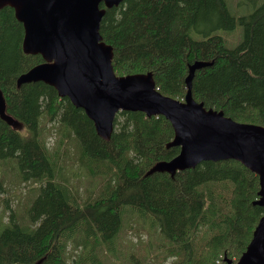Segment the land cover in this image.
<instances>
[{"label":"trees","instance_id":"obj_1","mask_svg":"<svg viewBox=\"0 0 264 264\" xmlns=\"http://www.w3.org/2000/svg\"><path fill=\"white\" fill-rule=\"evenodd\" d=\"M225 3L123 0L111 8L101 4L105 12L99 35L112 48L115 75L149 73L162 95L182 100L189 66L203 62L191 82L193 99L237 122L264 126V0L240 16L230 14ZM237 25L243 26L244 38L228 48L216 31H232ZM23 38L14 9L2 7L4 111L30 134L21 135L0 117V162L13 160L18 182L39 186L30 187L21 211H13L0 226V264H66L69 243L71 264H106L108 255L114 256L127 213H137L159 229L163 249L177 257L172 264H225V257L235 262L264 213L253 204L258 175L232 159L202 161L173 177L165 172L146 174L156 162L179 152L166 146L174 136L169 121L138 110L120 111L111 138H99L85 112L59 97L53 87L40 81L17 86L21 73L43 62L39 54L23 51ZM42 120L56 122L59 142H74L80 168L92 170V177L103 182L93 197L82 200L62 176L58 155L40 139Z\"/></svg>","mask_w":264,"mask_h":264},{"label":"water","instance_id":"obj_2","mask_svg":"<svg viewBox=\"0 0 264 264\" xmlns=\"http://www.w3.org/2000/svg\"><path fill=\"white\" fill-rule=\"evenodd\" d=\"M122 1L0 0V9L13 8L23 26V51L43 59L16 78L17 86L40 81L53 87L59 97L85 112L103 140L111 138L114 118L120 111L163 116L174 132L166 146L177 147L179 152L156 162L146 174L165 172L173 177L202 161L236 160L258 175V198L253 204L264 209V126L237 122L193 99V75L205 63L196 61L189 66L182 100L162 95L149 73L115 75L112 48L99 35V24L105 8ZM0 117L12 126L17 124L5 113L1 92ZM223 262L264 264V213L239 258L234 262L225 257Z\"/></svg>","mask_w":264,"mask_h":264},{"label":"rangeland","instance_id":"obj_3","mask_svg":"<svg viewBox=\"0 0 264 264\" xmlns=\"http://www.w3.org/2000/svg\"><path fill=\"white\" fill-rule=\"evenodd\" d=\"M230 14L240 16L250 14V12L263 0H258L256 4L248 0H225ZM224 39L225 46L234 48L244 38V28L237 25L232 31L217 30ZM194 36L201 37L198 33L192 32ZM23 136H28L29 131L22 128L21 124L13 125ZM41 128L43 132L41 140L53 154L58 155L57 165H63L62 176L69 179L71 185L78 190L82 200L89 196L93 197L98 190H101L103 182L92 177L90 172H83L76 161L77 153L75 144L71 140L59 142L61 137L60 128L56 122L42 120ZM67 139V138H66ZM8 162H12L8 164ZM0 226L8 222L9 215L20 212V206L27 201L26 197L31 186L38 187L39 183L18 182L13 169V160L0 162ZM2 178V179H1ZM34 200V199H33ZM32 200V201H33ZM31 204V203H30ZM124 226L116 241L117 247L114 256L108 255L106 264H172L176 256L167 254L162 245L163 238L157 229L153 228L150 220L135 214H126ZM157 228V227H156ZM162 244V245H161ZM72 244L67 247V263L71 264L72 257L69 256ZM73 253H76L74 251Z\"/></svg>","mask_w":264,"mask_h":264},{"label":"bare ground","instance_id":"obj_4","mask_svg":"<svg viewBox=\"0 0 264 264\" xmlns=\"http://www.w3.org/2000/svg\"><path fill=\"white\" fill-rule=\"evenodd\" d=\"M72 136V135H71Z\"/></svg>","mask_w":264,"mask_h":264}]
</instances>
